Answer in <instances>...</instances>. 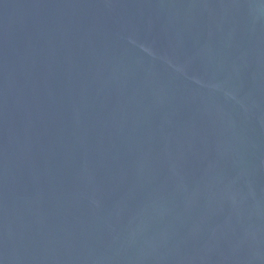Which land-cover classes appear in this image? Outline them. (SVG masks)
<instances>
[{"label": "water", "instance_id": "water-1", "mask_svg": "<svg viewBox=\"0 0 264 264\" xmlns=\"http://www.w3.org/2000/svg\"><path fill=\"white\" fill-rule=\"evenodd\" d=\"M0 264H264V0H0Z\"/></svg>", "mask_w": 264, "mask_h": 264}]
</instances>
